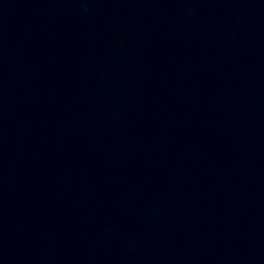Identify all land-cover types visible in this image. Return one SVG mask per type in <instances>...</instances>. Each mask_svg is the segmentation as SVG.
I'll return each instance as SVG.
<instances>
[{
  "label": "water",
  "instance_id": "1",
  "mask_svg": "<svg viewBox=\"0 0 264 264\" xmlns=\"http://www.w3.org/2000/svg\"><path fill=\"white\" fill-rule=\"evenodd\" d=\"M0 264H264V0H0Z\"/></svg>",
  "mask_w": 264,
  "mask_h": 264
}]
</instances>
